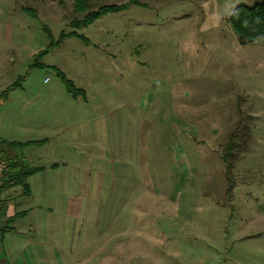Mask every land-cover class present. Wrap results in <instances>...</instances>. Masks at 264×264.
I'll list each match as a JSON object with an SVG mask.
<instances>
[{"label": "rangeland", "instance_id": "obj_1", "mask_svg": "<svg viewBox=\"0 0 264 264\" xmlns=\"http://www.w3.org/2000/svg\"><path fill=\"white\" fill-rule=\"evenodd\" d=\"M255 2L0 0V141L42 168L17 210L44 264H264V42L228 24Z\"/></svg>", "mask_w": 264, "mask_h": 264}, {"label": "trees", "instance_id": "obj_2", "mask_svg": "<svg viewBox=\"0 0 264 264\" xmlns=\"http://www.w3.org/2000/svg\"><path fill=\"white\" fill-rule=\"evenodd\" d=\"M70 1L73 2L76 9L79 11H84L87 8L86 0H70ZM133 1L135 2V0ZM122 9L123 8L115 9V7H110V6L102 7L97 11L89 14L87 18H83L82 25H87L92 21L99 19L102 16H105L108 13H118ZM228 24L232 29V31L234 32V34L236 35L238 43L240 45H245L246 43H253V42H258V43L264 42V0H256V2L251 6H247L244 4H239L235 6L228 17ZM58 76L61 78L63 84L67 88V91L68 92L73 91L72 84L68 80H66L63 74H61L59 71H58ZM78 92L79 94L83 93L82 91H78ZM75 94L76 93H74L73 95ZM240 121L241 122L238 123L233 133L234 132L237 133L240 131L238 135L240 136L241 145H242V148H240L241 151L245 148L247 142H249L251 135L249 128L247 126H243L242 120ZM241 123L242 126H239V124ZM235 136L237 137V135ZM32 145L33 143L17 145L14 143L10 144L4 141H0V153L5 152V150L14 151L17 148L28 147ZM224 156L226 155L222 154V161L225 163L227 174L230 175L231 170L233 169V163L231 162L228 163L227 161L228 159ZM40 170H42V168H34V167L31 168L26 166V164L21 160L15 161L11 165L10 172L5 174L1 188L5 185L20 186L23 191V194L27 195L29 187L26 183V179ZM231 186L232 185L230 184L228 187V191L232 189Z\"/></svg>", "mask_w": 264, "mask_h": 264}, {"label": "crops", "instance_id": "obj_3", "mask_svg": "<svg viewBox=\"0 0 264 264\" xmlns=\"http://www.w3.org/2000/svg\"><path fill=\"white\" fill-rule=\"evenodd\" d=\"M1 153L5 157L7 155L6 158L12 163L20 160L24 162L22 156L16 154L15 150H5ZM10 153L13 154L12 157ZM18 187V191L16 185H5L0 189V264H44L45 244L41 234H37V229L31 225H23L31 215L32 209L17 210L23 202L22 199L32 196V190L29 188L28 194L24 195L21 187ZM30 233H33L34 237ZM48 263L49 261H46V264ZM52 263L66 262L54 259Z\"/></svg>", "mask_w": 264, "mask_h": 264}, {"label": "built area", "instance_id": "obj_4", "mask_svg": "<svg viewBox=\"0 0 264 264\" xmlns=\"http://www.w3.org/2000/svg\"><path fill=\"white\" fill-rule=\"evenodd\" d=\"M12 162L0 153V188L3 184L5 174L10 172Z\"/></svg>", "mask_w": 264, "mask_h": 264}]
</instances>
